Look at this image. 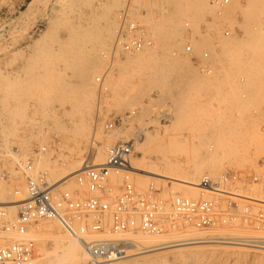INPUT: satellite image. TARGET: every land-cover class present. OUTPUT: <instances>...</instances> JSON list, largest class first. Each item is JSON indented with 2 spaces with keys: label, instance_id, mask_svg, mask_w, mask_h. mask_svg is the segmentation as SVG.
Returning a JSON list of instances; mask_svg holds the SVG:
<instances>
[{
  "label": "rangeland",
  "instance_id": "374dc122",
  "mask_svg": "<svg viewBox=\"0 0 264 264\" xmlns=\"http://www.w3.org/2000/svg\"><path fill=\"white\" fill-rule=\"evenodd\" d=\"M192 1H133L138 14L140 9L149 14L148 19L138 16L150 27L155 47L142 51L145 55L132 59V64L133 55L114 61L107 55L127 0H0V142L4 139L10 150L20 143L22 155L46 147L36 167L55 182L60 177L55 170L63 163L75 164L89 154L99 163V150L106 159L108 146L130 141L134 147L130 160L144 172L156 171L154 164L165 170L177 160L193 165L197 159L204 166L203 175L212 178L225 172L257 177V181L238 185L246 195L264 199V76L252 83L256 72L264 75V1L230 0L222 17L211 0H202L198 8ZM161 23L178 34L163 35ZM223 27L231 30V36L221 35ZM213 29L220 33L217 39L211 36ZM187 60L190 64L184 63ZM196 62L210 66L212 72L200 73ZM97 77H102V83ZM133 111L128 121L106 129L107 123ZM166 112L169 117L163 116ZM185 169L175 167V174L187 177ZM4 171L9 178L3 176ZM133 176L141 190L151 183L163 186L164 197L198 195L196 188L179 180ZM114 178L121 183V178ZM71 179L69 187H73ZM1 186L21 189L26 183L19 174L18 157L7 155L0 146ZM244 203L255 211L264 209L259 203ZM51 224L41 221L29 234L35 230L71 236L60 223L63 229ZM156 236L137 232L121 238L128 243ZM159 236L171 244L187 238L193 242L189 246H195L180 250L169 243L145 248L126 244L114 264H264V223L206 232L183 229ZM44 245L52 248L51 241ZM72 255L78 261L72 264H87L83 248L73 250Z\"/></svg>",
  "mask_w": 264,
  "mask_h": 264
},
{
  "label": "built area",
  "instance_id": "2783aa9c",
  "mask_svg": "<svg viewBox=\"0 0 264 264\" xmlns=\"http://www.w3.org/2000/svg\"><path fill=\"white\" fill-rule=\"evenodd\" d=\"M133 1L127 0L118 14L120 27L107 54L113 61L154 46L152 31L140 20ZM211 4L222 17L230 0H211ZM210 32L215 39L220 34L214 29ZM221 35L231 36V30L223 27ZM195 66L202 74L212 72L208 65L196 62ZM101 80L97 77L98 82ZM134 114L135 111L116 117L107 123L106 129L122 125ZM133 148L130 141L119 140L106 148V161L99 164L89 154L85 167L71 179L73 187H69L70 180L53 182L46 172L37 169L46 147L22 155V145L14 143L11 150L18 157L26 191L25 199L17 204L16 216L11 217L6 207H0V264H49L41 259L28 235L30 228L44 220H56L82 244L87 264H114L126 250L127 241L121 236L129 233L162 235L183 229L206 232L218 227L264 223V209L255 211L244 201L262 205L264 202L249 197L238 185L257 181V177L230 172L218 178L202 175L193 184L198 190L196 197L182 193L164 197L163 186L151 183L145 191L136 186L129 167ZM114 173L121 178L120 184L113 178ZM3 174L10 177L6 171Z\"/></svg>",
  "mask_w": 264,
  "mask_h": 264
},
{
  "label": "bare ground",
  "instance_id": "6f19581e",
  "mask_svg": "<svg viewBox=\"0 0 264 264\" xmlns=\"http://www.w3.org/2000/svg\"><path fill=\"white\" fill-rule=\"evenodd\" d=\"M184 1V0H183ZM201 1L202 0H193L192 2H191V5H196L195 7H200V5H201ZM205 1V0H204ZM264 0H262V2H263ZM166 2V1H165ZM188 2V1H187ZM207 2V1H206ZM254 3V2H253ZM255 3H257V2H255ZM199 5V6H198ZM207 5V4H206ZM256 5V4H255ZM203 6V5H202ZM201 9V8H200ZM197 10V9H196ZM198 11H199V9H198ZM202 12V11H201ZM203 12H204V10H203ZM207 12V11H206ZM200 13V12H199ZM208 13H210V12H208ZM149 14L144 10V9H140L139 10V16L141 17V19H142V17L143 18H146V19H148L149 18V16H148ZM160 16H161V14H160ZM205 18V17H204ZM202 20V19H201ZM147 22H148V20H147ZM198 23V22H197ZM197 23H195V24H197ZM160 26H162L161 28L162 29H164L163 27V25H162V23H161V25ZM159 26V27H160ZM166 26V25H165ZM159 27H158V29L157 30H159L160 32H161V30L159 29ZM197 28V27H196ZM194 29V28H193ZM198 29V28H197ZM163 31V30H162ZM177 31V29H171V28H169V27H167L166 26V28L164 29V34L163 35H165V36H168V38L169 37H171L172 35H177L178 33L176 32ZM194 31H195V29H194ZM177 33V34H176ZM160 34V33H159ZM160 35V37L161 36H163V35ZM193 35V34H192ZM173 37H175V36H173ZM193 37V36H192ZM210 37V36H209ZM163 38H165V37H163ZM167 37L165 38V39H168ZM207 38V37H206ZM205 38V39H206ZM159 39V38H158ZM162 39V38H161ZM173 39V38H172ZM174 40V39H173ZM163 41V40H162ZM170 41V40H169ZM196 41V40H195ZM182 41H180V43H181ZM180 43H178V44H180ZM183 43V42H182ZM181 43V44H182ZM175 44V43H174ZM195 44L196 43H194V46H195ZM198 45V44H197ZM179 46V45H178ZM155 47V46H154ZM199 47V46H198ZM196 49H199V48H197V46L195 47ZM200 50V49H199ZM198 50V51H199ZM205 50V49H204ZM208 50V49H207ZM166 52V51H165ZM208 52V51H207ZM145 54H143V52H141V53H137V54H134L133 56H132V58H131V61H132V59H134V60H136V59H139L140 57H142V56H144ZM164 56V55H163ZM135 57V58H134ZM149 59V58H148ZM179 59V58H178ZM181 60V59H180ZM126 61H127V59H126ZM129 61V60H128ZM146 61V60H145ZM160 61V60H159ZM163 61V60H162ZM167 61V60H166ZM175 61H176V59H175ZM123 62V61H122ZM147 62V61H146ZM180 62V61H179ZM131 63V62H130ZM130 63H129V65H130ZM184 63H189L190 64V62H188V60H187V62H184ZM132 64H133V61H132ZM122 65H123V63H122ZM125 65H126V62H125ZM158 65V64H157ZM182 65H184V64H182ZM182 65H179L180 66V68H181V66ZM147 66V65H146ZM169 66V65H168ZM172 66H174V65H171V67ZM148 67V66H147ZM178 67V66H177ZM174 68V67H173ZM226 68V67H225ZM127 70V69H126ZM161 70V69H160ZM168 70H170L169 68H168ZM160 73V72H159ZM173 75V74H172ZM175 76V75H174ZM183 76V75H182ZM180 77V76H179ZM176 79V78H175ZM183 81V80H182ZM182 83V82H181ZM163 108V107H162ZM175 110V109H174ZM169 111V110H168ZM175 112V111H174ZM196 115V114H195ZM163 116H165V117H169V113H164L163 114ZM171 116V115H170ZM175 122V121H174ZM173 122V123H174ZM43 126V125H42ZM46 129V128H45ZM166 129H167V127H166ZM40 130V129H39ZM162 130V129H161ZM40 131H42V130H40ZM46 132V131H45ZM44 132V133H45ZM39 133H42V132H39ZM68 133V132H67ZM159 133V132H158ZM76 135V134H75ZM144 135V134H143ZM150 135V134H149ZM157 136H158V134H157ZM168 137V136H167ZM181 138V137H180ZM183 138V137H182ZM165 139H166V137H165ZM169 139L170 138H168V141H169ZM175 139H176V137H175ZM186 138L184 137V140H185ZM6 140V139H5ZM172 140H173V138H172ZM187 140L188 139H186L185 140V142H187ZM192 140V139H191ZM98 141V140H97ZM167 141V142H168ZM175 141V140H174ZM176 141H177V139H176ZM179 141V140H178ZM202 141H204V140H202ZM172 142V141H171ZM171 142H170V144H171ZM181 142H183L182 140H181ZM185 142H184V144H185ZM191 142V141H190ZM196 142V141H195ZM95 143V142H94ZM94 143H92V144H94ZM107 143L108 144H110V143H112L111 142V140L110 141H107ZM165 143H166V140H165ZM173 143H175V142H173ZM188 143V142H187ZM186 143V144H187ZM200 143H204V142H200ZM8 144V143H7ZM91 144V145H92ZM191 144V143H190ZM188 145V144H187ZM195 145V144H194ZM196 145H198L197 143H196ZM203 145V144H202ZM206 144H204V146H205ZM0 146H1V148L3 147V148H5V151L7 152V155H9V156H12V157H17L10 149H8V148H6V146H5V143H4V139L0 142ZM93 146V145H92ZM97 146H99V145H97ZM185 146V145H184ZM189 146V145H188ZM192 146V145H191ZM198 147V146H197ZM7 149V150H6ZM99 149V148H98ZM195 149V148H194ZM196 150V149H195ZM194 150V151H195ZM76 153V152H75ZM155 154V153H154ZM195 155H197V154H195ZM192 156H194V154L192 155ZM197 156H199V153H198V155ZM201 156H205V157H207L208 156V154L207 153H203V155L201 154ZM211 156V158H216V156H215V154H212V155H210ZM209 156V157H210ZM82 157V156H81ZM13 159V158H12ZM82 159V158H81ZM81 159H78V162L76 163L75 162V164L73 163V162H71V161H68V162H66V163H63L62 164V166L60 167H58V169H56L55 170V166H49L48 168L51 170V171H53V170H55L57 173H58V176H60L57 180H56V182H62V181H64V180H69V179H71V178H73V176L75 175V173L76 172H78V171H80V170H82L84 167H85V158H83L82 160ZM96 159L99 161V163H104L105 161H106V159H105V156H103V154L101 153V151L99 150V152H98V155H97V157H96ZM101 159V160H100ZM181 160V159H180ZM74 161V160H73ZM183 161H185L184 163H182L181 161H176V162H174V163H176L175 165L173 164V162L172 163H170V164H167V166H166V169L165 170H162L161 169V167L159 166V165H153V169L154 170H156V171H145V172H147V173H145L144 171H142V170H140V169H138V166H136V165H134L133 163H132V160H130L129 159V167H130V169L135 173V174H137V175H139L140 177H142V175H147V176H150V177H152L154 180H158V181H167V182H171L172 180H179V181H181V182H184L185 184H189V185H191L190 187H192L193 189H195V187L192 185V184H195L196 182H194V181H196V178H199V177H201L203 174H204V166L202 165V164H200L199 162H196L197 161V159H196V161L194 162L193 161V165H191V162H189V164L188 163H186V160H183ZM207 162V161H206ZM99 163H96V164H99ZM211 163H212V165H213V161H211ZM159 164V163H158ZM175 167H181V169H182V167L184 168H186L185 170L187 171V177H181V175H179V174H175ZM55 171L53 172V173H55ZM185 171V172H186ZM67 172V173H66ZM161 172H163V173H161ZM66 173V174H65ZM64 174V175H63ZM160 174H162L163 176H161ZM166 176H171V177H166ZM114 177H117V176H115L114 175ZM113 177V178H114ZM152 179V180H153ZM178 182V181H177ZM15 183V182H14ZM16 184H17V182H16ZM18 185H19V183H18ZM190 187H189V189H190ZM25 188V189H24ZM25 191H26V187L24 186V187H22L21 189H16V188H13V187H10V189L9 190H7L6 188H4V187H0V207H6V209L9 211V213H10V215H11V217H14V216H16V214H17V204L20 202V201H22V200H24L25 199ZM193 191V190H192ZM191 191V192H192ZM193 193V192H192ZM194 195V194H193ZM249 197H251V196H249ZM253 199H257V200H260V201H263L264 202V199H259V198H255V197H253ZM48 222H51L52 224L51 225H53L55 228H62L61 226H60V224L56 221V220H48ZM63 229V228H62ZM61 231V230H60ZM54 232V233H53ZM53 232H50L49 234H46V235H48V237H46V235L45 234H38L35 230H34V232H31L30 234H28L29 235V237L30 238H33L34 239V241L36 242V244H37V250H38V253L39 254H41L45 259H47L48 260V263L50 262V263H55V264H58V263H62V262H68L69 264H72V263H74V261H76V262H78L77 261V256H73L72 255V251L74 250V251H81V249H82V244L76 239V238H73V237H71V236H69V235H67L66 234V232L65 233H63V232H55V231H53ZM161 236H156V237H154V239H152V240H149V239H141L140 237H137L136 239H132L133 241H130V242H128L127 243V246L126 247H134V248H145V247H151L152 245H167L168 243V245H178L177 247H178V249H182V248H188V247H194L195 245H192V246H189L190 244H193V242L192 241H190V240H188L187 238L186 239H181V241L182 242H177V244H171L170 243V241H168V240H163L162 238H160ZM32 239V240H33ZM126 240V239H125ZM46 241H51L52 242V248L51 249H47L46 247H45V243H46ZM176 242H172V243H176ZM49 243V242H48ZM77 243H79V245L80 246H77ZM197 245V244H196ZM81 247V248H80ZM43 260V259H42ZM45 261V260H44ZM47 262V261H46ZM67 263V264H68ZM65 264V263H64Z\"/></svg>",
  "mask_w": 264,
  "mask_h": 264
},
{
  "label": "crops",
  "instance_id": "0c3cea01",
  "mask_svg": "<svg viewBox=\"0 0 264 264\" xmlns=\"http://www.w3.org/2000/svg\"><path fill=\"white\" fill-rule=\"evenodd\" d=\"M260 72H256V74L253 76L252 83H258L260 78H263V74H258ZM258 86V85H257Z\"/></svg>",
  "mask_w": 264,
  "mask_h": 264
}]
</instances>
